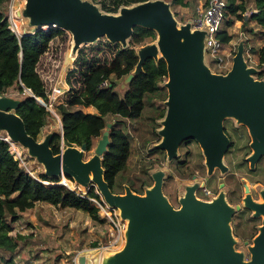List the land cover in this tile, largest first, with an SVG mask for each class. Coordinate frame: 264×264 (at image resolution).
Here are the masks:
<instances>
[{"label":"water","instance_id":"water-1","mask_svg":"<svg viewBox=\"0 0 264 264\" xmlns=\"http://www.w3.org/2000/svg\"><path fill=\"white\" fill-rule=\"evenodd\" d=\"M23 1L19 17L27 19L29 26L37 31L43 27L69 31L76 51L81 44L103 37L111 43L124 44L130 40L135 27L156 31L158 46L144 49L138 55L136 71L121 85L127 87L148 59L165 60L167 114L164 140L155 149H165L175 158V152L184 142L196 140L207 158L208 171L224 169L222 160L231 143L224 133L223 122L233 117L247 127L251 135L254 152L249 158L251 164L256 165L264 157V80L255 79L259 71L248 66L244 41L239 45L230 71L220 75L211 72L204 61L207 31L193 30L191 21L179 29L170 4L164 0L136 4L119 16L96 15L92 7L81 0ZM20 103L12 97L0 96V132H6L13 142L21 144L37 158L46 169L45 176L58 179L66 175L80 185L97 187L104 202L121 209V214L129 219L127 245L110 260L111 264H264V203L246 199V208L262 218V227L251 248L250 260H245L235 250L236 238L230 225L240 206L232 212L224 199L214 197L211 201H202L190 194L176 209L164 196L160 176L145 195L132 191L113 194L103 168L113 123L107 124L95 155L84 162L85 146L64 147L59 155H54L50 147L54 132L43 142L29 136L23 120L16 114ZM61 133L63 135L62 121ZM104 260L101 262L98 255L80 257V264H104Z\"/></svg>","mask_w":264,"mask_h":264},{"label":"rangeland","instance_id":"rangeland-1","mask_svg":"<svg viewBox=\"0 0 264 264\" xmlns=\"http://www.w3.org/2000/svg\"><path fill=\"white\" fill-rule=\"evenodd\" d=\"M206 1L184 0L188 4L187 8L180 6L172 7V4L168 3L177 21L178 28L181 29L190 21L192 23L197 8L201 7ZM224 1L228 7V0ZM81 2L91 6L93 13L96 15H113L102 11L100 5L93 0H81ZM253 2L254 0H249L248 7L251 10L253 9ZM23 7L24 2L22 0H11L9 4L10 9L8 8V13H5L10 24H13V19L21 20L12 15L15 10L23 9ZM134 7V5L124 6L114 16H119L126 10ZM251 14L252 12L249 11L245 17L248 18ZM70 15L73 17V14ZM229 22L232 25L230 28L227 25ZM255 27V24L249 23L244 28L243 22L231 16L229 10L226 8L223 13L220 31L228 30L234 36L232 42L225 46L228 57L229 54L231 55L229 59L230 64L233 65V60L239 52V45L244 41V55L245 58L249 59L246 60L247 64L257 69L260 73L264 72V70L258 67L254 54L250 52L252 44L247 40L253 34ZM25 28L26 26H23V29L18 28L19 31L22 30L21 33H17L19 38H22L24 35ZM251 29H253V32H251ZM36 30L33 29L32 31L35 32ZM44 30L49 31V28H44ZM199 39L204 40L202 37H199ZM158 42L159 35L157 34L156 40H148L143 45L137 46L135 50L140 55L144 49L158 46ZM75 46L73 35L69 31H65L61 37L53 40L48 52L41 58L38 65V73L45 82L48 94V101L42 102L40 100V103L46 105L51 113V118L48 119L47 125L38 139L39 142H43L53 132L61 131V116L58 107L65 104L71 95L81 93L83 74L86 73L87 69L92 65L111 64L115 53L120 47H129V40L124 44L118 45L111 43L107 37H103L93 43L81 44L77 51ZM69 51L71 52V56L75 57V61L79 58L81 51L85 55L86 61H82L79 58L78 64L74 62L73 68L68 70L67 74L76 65L79 66L80 64L81 66L78 67V71L73 76H70L73 89L69 92L70 87L67 84L66 74L64 80L68 88L66 92L60 94L61 91L57 87H61L60 77ZM203 52L205 64L208 65L211 72L224 75L230 71L232 67L230 64L224 68L218 67L215 64L214 59L207 52L205 45ZM256 75L255 79L261 80ZM113 80L119 84L115 91L122 97L124 91H126V87H121L125 79L117 80L113 78ZM167 82L168 78L161 84L165 90L145 97V109L139 119L130 120L114 115L106 117L108 123H117L131 140V156L125 172L122 174L124 178L121 180L123 193L126 194L132 191V189L143 187L144 182L138 180V177H143L146 182H153L154 186L160 176L163 188L167 189L166 191L168 192L165 193L163 189L164 196L175 208L178 206L180 208L183 199L190 194H193L202 201H211V199H206L202 193V188L204 186L208 187L215 197L224 199L229 204L232 212H236V207L240 206L241 210L239 212H245L243 218L247 223L250 222V219L258 220L256 223L257 227L255 226L257 234L253 239L235 237L232 226L233 218L230 220L233 235L236 238L235 250L245 260H250L251 248L254 246V240L259 235L260 228L262 227V218L256 217L255 212L246 208V199L251 198L258 204L264 203V157L258 162V166L257 164L252 165L249 161L254 152L251 148L252 138L247 127L233 117L228 118V134L233 145L229 153L222 160L225 168H216L218 172L214 177L215 183L213 186L208 185L206 182L207 177L212 173L208 171L207 158L202 149H200L198 142H193L189 146L190 156L188 157V166L190 165L191 169L188 170L186 176H182V172L173 167L174 163L172 162L174 158L165 149H162V151L166 152L167 159H159V164L149 170V175L145 174L144 167L149 168L150 159L156 158V156L149 157L148 151L154 149L156 145L161 144L164 140L163 129L165 118L161 120L159 119V115L162 111L167 114L166 99H168V90L165 87ZM84 111L87 113L93 112V114L98 113L94 107L91 109L86 108ZM0 138L8 139V136L0 133ZM100 138L94 140L92 150L83 153L82 160L84 162L90 160L95 155V148ZM11 150L15 156L20 157L22 168L33 178L44 182L47 186L54 185L52 183L60 185L62 182L67 185L66 182H70L73 184V188L69 185L66 188L79 196L90 199L89 193L92 191L90 185H79L76 180L66 175L58 178V182L43 181L42 175H45L46 169L37 158L32 157L21 144H11ZM184 154L183 149L181 151L178 149L174 155L182 158ZM49 179L53 180L52 178ZM95 192L100 193L97 187H95ZM146 193L145 191L143 195ZM100 196L103 203L92 200L100 209L99 220H94L88 212L83 210L63 208L62 206H53L47 203H38L34 209L20 214L19 220L13 224L14 229L10 233V235L19 240V248L14 253H5L0 250V264H8L10 260L13 261V264H80V257L94 258L97 255L100 256L101 262L105 259L104 264L106 262L107 264H111L110 260L115 255L120 254L127 245L129 219H126L121 214V210L112 208L106 204L101 194Z\"/></svg>","mask_w":264,"mask_h":264},{"label":"trees","instance_id":"trees-1","mask_svg":"<svg viewBox=\"0 0 264 264\" xmlns=\"http://www.w3.org/2000/svg\"><path fill=\"white\" fill-rule=\"evenodd\" d=\"M100 5L101 10L109 14H117L124 6H132L156 0H93ZM173 6L187 8L184 0H164ZM11 0H0V96L16 97L21 101L16 109V114L21 117L29 136L38 141L42 131L47 125L51 113L46 105L40 100L48 101L46 85L38 73V65L41 58L48 52L53 40L61 37L65 30L61 28H50L49 31L38 30L27 34L22 38L12 31L9 20L5 13ZM227 9L230 15L238 21L243 22L246 28L249 23L255 24L261 30L264 39V0H254L253 9H249V0H228ZM252 14L246 18V14ZM19 20L16 19V22ZM17 25V24H16ZM230 28L231 22L227 23ZM17 28H21L17 26ZM22 32V30H20ZM253 32V30H251ZM225 44L230 43L234 36L228 30H224L218 36ZM156 31L143 27H135L129 40V47H120L115 53L109 65H92L83 74L82 91L73 94L67 102L58 107L63 125L61 131L52 134L50 147L54 155L62 151L64 147H83L90 151L94 147V140L100 138L107 130L108 115L119 116L124 119L136 120L142 116L145 109L144 99L147 95L165 90L162 82L168 78L167 64L164 59H148L142 66L141 72L127 85L123 96L115 91L119 86L117 80L126 79L136 71L139 64V56L135 50L137 46L143 45L148 40H156ZM119 45V44H118ZM251 49V53L257 54L258 67L264 69V42L262 47ZM68 54V53H67ZM82 61H86L85 55L80 51ZM76 64H78V60ZM248 59V58H246ZM249 60V59H248ZM73 62V64H74ZM68 66L62 74L65 83L67 71L73 68ZM79 66H81L79 64ZM78 65L67 74V84L72 91L73 86L70 76L78 71ZM225 75V74H224ZM263 79L264 72L256 75ZM107 82L105 86L103 83ZM65 83V85L67 86ZM112 86V87H110ZM68 88V86H67ZM28 90L31 92L29 93ZM37 98V99H36ZM167 100V99H166ZM165 100V101H166ZM94 107L97 114L85 113V108ZM161 120L166 116L165 112L159 115ZM246 131V130H245ZM131 156V140L117 123H113L110 130V146L103 157V168L105 180L113 194H124L121 180ZM148 156H156L150 159V167H144L145 174L159 164V159L166 158L161 149L148 151ZM246 164V163H245ZM120 178V179H119ZM42 180L47 182H58V179L50 180L42 175ZM143 187L132 189L138 195L153 186V182H146L143 177ZM73 188V184L66 182ZM90 199L79 196L65 186H47L43 182L33 178L23 169L11 153L10 145L0 138V250L5 253H14L19 248V240L10 235L13 224L19 220L20 214L32 210L38 203H47L53 206H62L88 212L94 220H99L100 209L92 200L103 203L101 196L91 188ZM165 193H168L165 190ZM245 212L236 213L233 217V231L237 238L253 239L256 236L255 228L258 220H244ZM252 226V228H250ZM256 226V227H255ZM13 264V261H8Z\"/></svg>","mask_w":264,"mask_h":264},{"label":"built area","instance_id":"built-area-1","mask_svg":"<svg viewBox=\"0 0 264 264\" xmlns=\"http://www.w3.org/2000/svg\"><path fill=\"white\" fill-rule=\"evenodd\" d=\"M226 8H227V4L224 0H207L201 7L197 8L195 18L192 21L193 30H206L207 31L208 33L207 44H206L207 52L214 59L215 64L221 68L227 67V65L231 63L229 60L231 55L229 54V57H228L225 51V46L227 44L223 43L218 38L219 34L222 32L220 31L221 22L223 18V13ZM10 26H11L12 31L17 34V32L14 29V24H10ZM231 65L232 64H230V66ZM103 84L106 86L107 82ZM3 140L7 142L10 145V147H11V144H13L11 141H8L7 138ZM62 149H64V146H62ZM11 153L13 154L12 150H11ZM13 156L15 157V159L19 162L21 166L20 157L18 158L14 154ZM52 184H54L52 186H62L63 185L65 187H68L64 182H62L60 185H56V183H52ZM202 193L204 197L208 200L209 199L212 200L215 197L214 193L207 187L202 188Z\"/></svg>","mask_w":264,"mask_h":264},{"label":"crops","instance_id":"crops-1","mask_svg":"<svg viewBox=\"0 0 264 264\" xmlns=\"http://www.w3.org/2000/svg\"><path fill=\"white\" fill-rule=\"evenodd\" d=\"M23 1V0H22ZM24 2V1H23ZM24 4H25V2H24ZM14 8H16V6H14ZM10 9V8H9ZM17 9V8H16ZM12 10V9H11ZM22 9H18V10H15V12H13V17H15V18H19V19H21V20H19L18 22H16V19L14 20V24L16 25V27L17 26H19V27H21V29H23V26H26V28H25V32L27 33V34H30V33H34L31 29H32V27H30L29 26V21L27 20V19H24V20H22L23 19V17H19L18 16V11H21ZM36 29V28H35ZM251 30H253V29H251ZM28 31V32H27ZM37 31V30H36ZM35 31V32H36ZM247 40L252 44V47H254L255 45H257V47H262L263 46V42H264V39H263V37H262V35H261V30L260 29H258V28H254V32H253V34L252 35H250L248 38H247ZM70 52V51H69ZM68 52V53H69ZM71 53V52H70ZM253 54V53H252ZM68 55V54H67ZM254 57H255V61H256V63L258 64V59H257V54H254ZM66 59H67V57H66ZM75 60V57H73L72 56V61L71 62H67L66 61V63H65V65H64V68H63V71H62V74L64 73V71L67 69V67L68 66H71L72 64H73V62H74V60ZM246 59V58H245ZM247 60V59H246ZM264 70V69H263ZM62 74H61V77H60V85H61V87H57L60 91H61V94H62V92H66L67 91V86L65 85V83H64V81H63V79H62ZM263 80V79H262ZM4 97H11V96H4ZM12 98H14V97H12ZM14 99H16V98H14ZM17 100H19V99H17ZM91 108H93V107H90V108H88V109H91ZM86 109V108H85ZM83 112H85L84 111V109L82 110ZM85 113H87V112H85ZM88 113H91V114H93V112H88ZM0 133H4L6 136H8V134L6 133V132H0ZM8 141H11V142H13L11 139H10V137L8 136ZM13 143H17V142H13ZM17 144H19V143H17Z\"/></svg>","mask_w":264,"mask_h":264},{"label":"flooded vegetation","instance_id":"flooded-vegetation-1","mask_svg":"<svg viewBox=\"0 0 264 264\" xmlns=\"http://www.w3.org/2000/svg\"><path fill=\"white\" fill-rule=\"evenodd\" d=\"M223 127H224V133L227 135V137L229 138V134H228V132H229V121H228V119H226L224 122H223ZM230 139V138H229ZM193 142H196L197 143V141L196 140H188V141H186V142H184L181 146H180V148H179V150L181 151L182 149L184 150V156L182 155V158L181 157H175L174 158V161L172 162V163H174V165H173V167L174 168H176L177 170H179L180 172H182V176H186V173L188 172V170L189 169H191V166L189 165L188 166V163H189V159H188V157L190 156V151H189V146L191 145V143H193ZM230 143H231V145H230V147H229V149H228V151H227V153H229V151H230V148H232V145H233V142L231 141V139H230ZM198 145H199V147H200V149H202L201 148V146H200V144L198 143ZM202 151H203V149H202ZM201 151V152H202ZM165 152V151H164ZM204 152V151H203ZM226 153V154H227ZM165 155H166V152H165ZM226 156V155H225ZM181 158V159H180ZM165 159H167V155H166V158ZM257 166H258V163H257ZM217 169L215 168V170L212 172V174L211 175H209V177H207V179H206V182L208 183V185H211V186H213L214 185V181H215V176H216V174H217ZM193 176H195V175H193ZM169 180H170V178H169ZM173 180V179H172ZM168 181V180H167ZM167 183H170V182H167ZM171 185V184H170ZM203 188H205V186L203 187ZM208 188V187H207ZM164 189V192H165V188H163ZM167 190V189H166ZM174 207V206H173ZM175 208V207H174ZM176 209H179V206L176 208Z\"/></svg>","mask_w":264,"mask_h":264},{"label":"bare ground","instance_id":"bare-ground-1","mask_svg":"<svg viewBox=\"0 0 264 264\" xmlns=\"http://www.w3.org/2000/svg\"><path fill=\"white\" fill-rule=\"evenodd\" d=\"M15 20V19H14ZM14 20H13V24H14ZM43 28H48V27H43ZM14 29H15V31L17 32V33H21L20 31H19V29L17 28V27H15V24H14ZM33 29H35L34 27H32V29L31 30H33ZM74 60V59H73ZM66 61L67 62H71L72 61V56H71V53L69 52L68 53V55H67V59H66ZM37 99V98H36ZM91 180L93 179V177H91L90 178ZM80 185V184H79ZM119 210H121V209H119Z\"/></svg>","mask_w":264,"mask_h":264}]
</instances>
